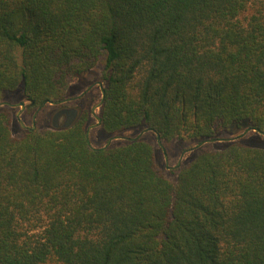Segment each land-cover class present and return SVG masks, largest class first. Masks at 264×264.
I'll return each mask as SVG.
<instances>
[{
	"label": "trees",
	"instance_id": "16d2710c",
	"mask_svg": "<svg viewBox=\"0 0 264 264\" xmlns=\"http://www.w3.org/2000/svg\"><path fill=\"white\" fill-rule=\"evenodd\" d=\"M101 59L108 134L264 132V0H0V93L59 100ZM87 120L13 136L0 110V264H264V145L198 147L171 181Z\"/></svg>",
	"mask_w": 264,
	"mask_h": 264
},
{
	"label": "rangeland",
	"instance_id": "374dc122",
	"mask_svg": "<svg viewBox=\"0 0 264 264\" xmlns=\"http://www.w3.org/2000/svg\"><path fill=\"white\" fill-rule=\"evenodd\" d=\"M103 69V62L101 59L86 73L73 78L69 85L68 93L71 95H77L81 90L85 89L90 84H94L93 89L88 94H86V96L82 100L83 106H85L89 113L88 121L91 124L96 123L95 115H99L100 112V107H97L95 108V114L92 113V106L96 104L101 98L99 83L103 86ZM21 100H23L25 103H28V101L23 97L20 89L11 92L0 93V101L17 103ZM2 109H6L7 111H9L11 117L10 128L12 135L19 136L24 128L19 125L15 117L18 108L16 106L13 107L2 104L0 105V110ZM50 109L51 105L46 103V105L39 112V116H37L35 120V129L44 130L53 127L48 119V113ZM20 117L25 125L32 126V123L30 121V114L28 116H23L20 114ZM244 125H246L245 121L240 124L233 123L230 126L233 127ZM113 135H116L118 137L112 139L109 146L124 143L136 136H139V138L149 142L154 149L155 161L157 165L163 170L166 177H168L171 181L175 180L178 168L182 164L190 160L195 154L198 147H193L204 140L202 137H191L184 139H173L170 141L160 139V142H158L156 133L146 127L127 129L115 134H108L104 132L100 125L93 126L89 130V140L93 147L104 146L107 143L109 137ZM229 138H232V140H229ZM224 141H240L244 143L253 142L257 145H264V135L251 129H248L246 131V128L234 129L232 130V132H229L225 128H222L217 133L216 139L214 141L206 142L199 147L206 146L209 149H216ZM163 148L166 153L168 165H166ZM178 162L179 166L175 167Z\"/></svg>",
	"mask_w": 264,
	"mask_h": 264
},
{
	"label": "flooded vegetation",
	"instance_id": "af4514ba",
	"mask_svg": "<svg viewBox=\"0 0 264 264\" xmlns=\"http://www.w3.org/2000/svg\"><path fill=\"white\" fill-rule=\"evenodd\" d=\"M94 87V84H90L85 89L81 90L77 95H71L67 93L63 98L57 100L56 103H47L51 105V109L48 113V119L53 127H67L72 125L78 120L84 110L87 111L85 106H83V98L88 94ZM25 103V102H24ZM46 105V104H45ZM43 105L39 108V105H33L29 101L21 108V106H16L20 114L23 116H28L30 114V121L33 125L39 112L45 106ZM15 107V106H13ZM17 113V112H16ZM93 113V112H92ZM89 113L87 111V118L89 120ZM16 117V114H15ZM87 120L85 132L91 123ZM29 126V125H28Z\"/></svg>",
	"mask_w": 264,
	"mask_h": 264
},
{
	"label": "water",
	"instance_id": "95a60500",
	"mask_svg": "<svg viewBox=\"0 0 264 264\" xmlns=\"http://www.w3.org/2000/svg\"><path fill=\"white\" fill-rule=\"evenodd\" d=\"M99 85H100V90H101V98H100V100H99L96 104H94V105L92 106V111H93L94 114H95V108L101 106L102 101H103V96H104V89H103V86H102L100 83H99ZM56 102H58V101H57V100L44 101L43 103H41V104L39 105V108H41V107H42L43 105H45L46 103H56ZM30 103L33 104V102H30ZM2 104H6V105H9V106H21V108L25 105V103H24L23 100H21V101H19V102H17V103H11V102H7V101H0V105H2ZM95 118H96V123H93V124L89 125L88 128H87V130H86V132H85V136H86V139H87V143H88V146H89L90 148H95V147H93V146L91 145V143H90V140H89V130H90V128L93 127V126L100 125V117H99V115H95ZM16 119H17L19 125H20L22 128H24V129H30V130L34 129V122H33V125H32V126H28V125H25V124L23 123V121H22V119H21V117H20V111H17V113H16ZM247 130H248V129H246V131H247ZM254 131H256V132L261 133V134L264 135V132H261V131L258 130V129H254ZM156 136H157V141L160 142V137H159V135L156 134ZM116 137H118V136H116V135L110 136L109 139H108V141H107V143H106L104 146H102V147H108V146L110 145L111 140L114 139V138H116ZM138 137H139V136H136V137H134V138H131L130 140L135 139V138H138ZM214 140H215V138H213V139H204L201 143L195 145V147H193V148H197V147L201 146L202 144H204V143H206V142L214 141ZM229 140H232V138H229ZM185 151H187V150H185ZM185 151H184V152H185ZM163 153H164V156H165L166 165H168V164H167L168 161H167V158H166V153H165L164 148H163ZM178 166H179V162L175 165V167H178ZM168 167H171V166H168Z\"/></svg>",
	"mask_w": 264,
	"mask_h": 264
}]
</instances>
